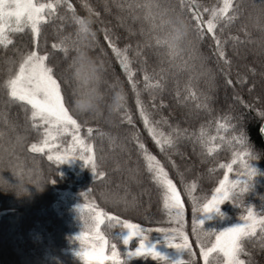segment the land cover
Returning <instances> with one entry per match:
<instances>
[{
	"label": "trees",
	"instance_id": "trees-1",
	"mask_svg": "<svg viewBox=\"0 0 264 264\" xmlns=\"http://www.w3.org/2000/svg\"><path fill=\"white\" fill-rule=\"evenodd\" d=\"M36 1L52 5L37 39L24 30L0 43V264H87L70 251L86 229V202L104 213L101 231L118 264H204L193 201L201 209L226 176L239 182L221 205L222 226L245 220L251 208L258 224L242 239L240 256L264 264V0H230L215 17L226 0ZM177 21L184 35L170 50ZM33 49L45 56L93 149L94 175L64 174L38 150L46 140L41 121L7 94L6 81ZM79 57L95 80L87 71L77 77ZM155 167L183 204L185 263L126 255L125 220L145 231L174 228Z\"/></svg>",
	"mask_w": 264,
	"mask_h": 264
},
{
	"label": "snow or ice",
	"instance_id": "snow-or-ice-1",
	"mask_svg": "<svg viewBox=\"0 0 264 264\" xmlns=\"http://www.w3.org/2000/svg\"><path fill=\"white\" fill-rule=\"evenodd\" d=\"M146 7L151 8L153 5L149 4L146 5ZM229 7H231L230 0H226L224 6L219 10V12L213 10V17L222 15ZM45 8L51 9L52 5L37 3L36 0H0V35L4 32L6 22L10 24L15 21V23L19 25L25 18L31 23L33 34H35L38 31V22L45 18ZM200 11V9L195 10L192 17V19L196 21L193 27L198 33L200 32V25L204 24V20L200 16ZM203 11L207 12L208 9H203ZM77 23L82 22L78 19ZM81 30L87 31V28L83 27ZM207 30L208 32L213 31L211 19L208 21ZM183 35L184 33L180 31V24L177 21L174 31L170 39L167 41L170 50H175L177 48L176 41ZM105 38L110 39V37ZM113 50L116 51L117 56L120 55V52L116 50L114 46ZM44 60L45 57L40 55L38 51L34 49L30 50L25 56H23L19 62V70L11 75L6 81L7 94L16 100L31 105L33 110L32 115L39 116L42 121L53 120L56 123L62 124L67 122L75 125L76 121L73 119L72 115H70V110L65 107L63 98L61 97L60 84L57 82V78L55 77L52 69L47 66ZM121 63L123 64L124 61L121 60ZM73 66L77 67L78 78L85 71H87V74L91 79L95 80L97 78L95 70L91 67V65H87V67H85L83 57L74 59ZM145 123L147 124L146 118ZM262 131H264V129H262ZM60 159L61 157L57 156V160ZM151 159L154 160L155 158L152 157ZM162 174L163 169L159 168L157 170V175L160 176ZM250 174L254 175L255 170L251 169ZM100 175L103 176L104 173L100 172ZM163 183L171 192V199L168 201L167 206L175 208L176 215L179 218L182 215L183 209L180 204L179 197L175 195V188L172 186L171 180H167L165 178ZM220 185L221 187L216 189V194L212 197V199L203 204V210L205 212L210 210L219 211L218 205L229 198L230 193L225 187V180H221ZM195 205L196 201L194 200L192 209L193 213L197 212ZM244 219V224H238L233 227L225 228L219 232L212 230L205 232L203 228L197 230L194 227L193 231L197 235L198 240L200 239V235L202 233L209 236V240L207 242H202V256L207 257L209 253L217 252L225 257V264H243V262L238 259V254L242 250L241 241L252 232L256 222V218L253 216L251 208L248 209V215ZM201 223V221H194V224ZM124 225L128 229L135 230L139 228V225L130 223L127 220L124 221ZM160 231L165 232L166 230L160 229ZM84 235V233H80L77 238H82ZM129 235H132V233L130 232ZM179 235L181 242L176 243L175 247L188 250L189 245L187 238L184 236L183 232H180ZM213 236L214 241L212 240ZM97 239L99 241H103V236H97ZM166 239L168 240L167 236ZM128 241L129 237L125 236L124 243L127 244ZM169 243H171V241H169ZM208 243L211 244V247L207 246ZM145 247L144 241L141 240L140 246L137 247L134 252H131L130 255L140 254L141 250ZM102 251L103 244H99L94 246L91 250L84 249L83 251H80L79 255L85 260L94 257L96 264H101L103 260L107 259V257L102 255ZM149 251H151L156 257L160 256V254L154 249L149 248ZM189 255H191L190 252ZM116 256V248L115 245H113L111 259L115 260Z\"/></svg>",
	"mask_w": 264,
	"mask_h": 264
},
{
	"label": "rangeland",
	"instance_id": "rangeland-1",
	"mask_svg": "<svg viewBox=\"0 0 264 264\" xmlns=\"http://www.w3.org/2000/svg\"><path fill=\"white\" fill-rule=\"evenodd\" d=\"M44 16L45 18L38 22L37 24L38 31L35 34H33L31 23L28 22L26 18L19 25H17L15 21L11 22L10 24L6 22L4 32L2 33V35H0V43L8 44L10 41V38H9L10 33H19L24 30H30L34 39L36 40L38 36V32H39V25L41 22H43L46 19V8L44 9ZM200 16L202 17V15ZM34 117L41 121L44 127V130H45V133H46L45 142L37 149L41 151H47V153L49 154V157H51L52 160L58 163L61 171L64 174H73L77 179H80L81 177H83L84 174L87 172L90 173L91 175L96 174L97 169L95 165L93 149L91 145L88 144L81 137L76 124L72 125L67 122L61 124V123H56L53 120H43L42 121L39 116H34ZM57 156L61 157V159L57 160ZM155 168L156 170L159 169L157 167ZM159 178L161 180V183L164 185L165 192H166L164 205L173 219L174 228L165 229L166 230L165 232H161L160 229L145 231L141 228H138L135 230L125 228L123 232V245L126 248V253H127L126 255L129 258L142 257V258H150L153 260L170 259L176 263H185L186 261L187 262L189 261V258L187 257V255L189 254V251H190V245L188 242L187 233L184 230L185 213H184L183 204L175 189V195L179 197L180 204L182 205V209H183L182 215L178 218L176 215V209L167 206L168 201H170L171 199V192L166 187V185L163 183L165 179L164 174L160 175ZM223 180H225V187L229 190V193L231 195V187L236 185V183H238L239 180L237 179L231 182L227 176ZM219 187H221L220 184L218 188ZM215 194H216V190H215L214 195ZM225 201L221 202V204L218 205L219 211L210 210V211L205 212L202 206L201 209L197 211L194 217V221H201L202 223L201 224L193 223L194 227L197 230L200 228H203L205 232L209 230L219 232L225 228L233 227L238 224H244L245 220H242L232 225L222 226V224L226 221V218L223 217L224 215L220 214V212H221V205ZM80 210L84 212L83 223L85 224L86 229L85 231H83V233L85 235L82 238L78 239L77 245L74 246L70 251H72L77 257H79L85 263L96 264V260L94 257L88 260H85L79 255V252L83 251L84 249L91 250L94 246L103 244L102 255L107 257V259L103 260L101 264H118L119 256H116L115 260L111 259L112 251L109 249L107 240L105 239L101 231V226L105 219L104 213L99 208L95 207L94 204H91L90 202L81 204ZM217 217H218V220L216 219ZM214 220H215V224L212 225V222ZM257 224H258V221L256 219L255 227L253 228L250 234H252L256 230ZM213 226H215V228ZM218 226L220 227L219 229H218ZM130 232L132 233V235H129ZM180 232H183L184 236L187 238V242L189 245L188 250L175 247L176 243L181 242L180 235H179ZM97 236H103V241H99L97 239ZM125 236L129 237V241L127 244L124 243ZM166 236L168 237V240L166 239ZM195 237L197 239V242L201 249V254H202V247H203L202 242L205 238L206 239L204 241L205 242L208 241L209 236L205 233H202L200 235L199 240L196 234H195ZM135 240L137 244L135 247H132V243ZM141 240L144 241L146 247L141 250L140 254L130 255L131 252H134L135 249L140 246ZM212 240L214 241V236L212 237ZM169 241H171V243H169ZM207 246L211 247V244L209 243L207 244ZM149 248L154 249L156 252L160 254V256L156 257L155 255H153L152 252L149 251ZM202 259H203L204 264H225V257L222 254L217 253V252L209 253L207 257L202 256ZM238 259L242 261L244 264L243 257L240 256V252L238 254Z\"/></svg>",
	"mask_w": 264,
	"mask_h": 264
},
{
	"label": "water",
	"instance_id": "water-1",
	"mask_svg": "<svg viewBox=\"0 0 264 264\" xmlns=\"http://www.w3.org/2000/svg\"><path fill=\"white\" fill-rule=\"evenodd\" d=\"M262 129H264V122L262 123V125L260 127V135H261L263 143H264V131H262Z\"/></svg>",
	"mask_w": 264,
	"mask_h": 264
}]
</instances>
